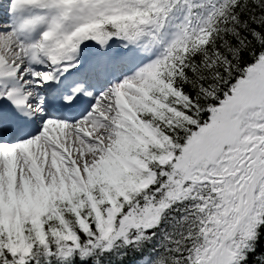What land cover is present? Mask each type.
<instances>
[{
  "label": "snow or ice",
  "instance_id": "6c2138e0",
  "mask_svg": "<svg viewBox=\"0 0 264 264\" xmlns=\"http://www.w3.org/2000/svg\"><path fill=\"white\" fill-rule=\"evenodd\" d=\"M0 264H264V0H0Z\"/></svg>",
  "mask_w": 264,
  "mask_h": 264
}]
</instances>
